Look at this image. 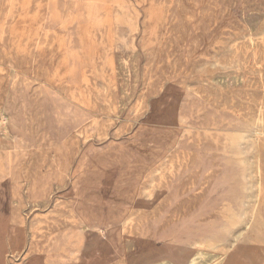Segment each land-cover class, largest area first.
<instances>
[{
    "label": "rangeland",
    "instance_id": "rangeland-1",
    "mask_svg": "<svg viewBox=\"0 0 264 264\" xmlns=\"http://www.w3.org/2000/svg\"><path fill=\"white\" fill-rule=\"evenodd\" d=\"M59 1L52 13L57 22H78L79 65L92 77L81 98L68 82L65 37L46 26L50 0H10L0 37V106L14 83L21 87L16 101L23 112L54 106L62 119L59 142L44 144L28 122L32 133L22 147L15 135H3L0 123V151L15 188V200L0 217V264H91L79 252L85 209L123 219L126 251L137 246L132 218L147 224L146 241L165 244L157 233L197 209L215 169L212 155L208 171L199 175L192 145L248 143L264 126V45L258 42L264 0ZM88 13L99 17L95 28L82 20ZM187 109L210 118L214 134L170 127ZM79 113L83 118L77 121ZM172 178L176 195L168 189ZM259 199L258 231L249 241L240 238L231 251L225 252L231 234L244 225L231 202L200 211L197 220L205 227L218 219L229 227L226 248L205 255L220 256L210 264L233 257L239 264H264V194ZM146 264L175 263L162 258Z\"/></svg>",
    "mask_w": 264,
    "mask_h": 264
},
{
    "label": "bare ground",
    "instance_id": "bare-ground-1",
    "mask_svg": "<svg viewBox=\"0 0 264 264\" xmlns=\"http://www.w3.org/2000/svg\"><path fill=\"white\" fill-rule=\"evenodd\" d=\"M53 2L54 0H50L48 4L50 15L46 22V26L49 30L63 33L65 37L69 51L67 59L69 66L68 82L73 87L72 91L74 95L76 94L78 98H81L83 89H90L92 77L90 78L89 75L83 73V69H81L82 67L79 65V44L75 34V26L78 22H57L52 13ZM9 3L10 0H0V37L3 31H5L4 21L9 17ZM82 20L90 21L92 27H94L97 21H99V17L88 13L83 16ZM85 27H87V25ZM255 36L256 35L253 33L248 36V41L252 48L255 47H253L254 40L256 39ZM258 42L264 45V33L261 34ZM180 63L179 61V64ZM20 90L21 87L17 85L14 86L13 83L6 100L4 99L5 103L0 106V123L2 131L4 132L3 135H15V144L18 147L27 145L30 138L28 139L26 137L32 133L27 124L30 122L34 126V130L40 133L39 138H41L44 144L59 142L62 137V127L60 124L62 119L59 116L58 108L52 106L39 113L23 112L24 108L16 101ZM143 113H145V111ZM25 114L29 115L26 116ZM82 118V113L75 114V120L80 121ZM169 125L172 128H186L187 132L195 129L196 132L200 134L207 133L208 135L209 133L211 135L214 134L215 130L213 127L214 124L210 118H205L201 116V113L197 111L194 112L192 109H187V116L179 117ZM263 139L264 126L259 125L253 131L252 139L248 143L239 141L237 145H232L226 139H222L220 141L216 140V143L208 145L196 141L192 145L191 150L189 148L190 152L194 155L195 166L199 168L200 176H204L205 172L208 171L209 164L211 163L210 157L212 155L215 157V169L210 184L197 209L188 213L186 219L177 220L162 228L160 232L157 233L158 238L166 240L165 244L156 247L152 243L146 241L143 235L145 236L147 224L140 223V221L133 220L134 218H132V222H135L133 223L134 229L138 230V238L136 239L137 246L131 251H126L121 242L123 219H118L119 215H110L108 213H99L100 215H96L85 209L80 216L81 219L78 227V231L83 240L82 247H80L81 249L79 250L80 254L89 259L91 264L97 262V260L102 261L100 264H107L111 260H115L114 264H118L121 259H124V262L121 261L119 264H146L152 260L158 261L162 258H169L175 264H210L214 262L215 259H218L219 255L214 258L209 257L210 259H206L205 255L211 251L226 248L224 241L227 232H229V227L222 219H218L213 227H205L201 222L199 223L197 219L201 215L200 211L202 209L211 210L215 203L224 199L231 202L230 208H232L235 215L244 222V225L240 229H237L231 234V243H229L230 246L226 248L225 252L227 250L231 251L242 237H245L246 240L249 241L250 234L256 229L260 218L263 217L259 207V196L264 194V167L262 152L261 149H259V141ZM249 153L250 155H247ZM237 156L241 157L240 161L236 160L235 157ZM7 162L5 154L0 151V217L8 211L11 202L15 200V188H13ZM168 189L173 195L177 194L176 182L173 178L171 179ZM256 231H258V229H256ZM189 242H192L193 248L197 249L196 251H193L192 247L188 244ZM227 264H239L238 258H231Z\"/></svg>",
    "mask_w": 264,
    "mask_h": 264
}]
</instances>
